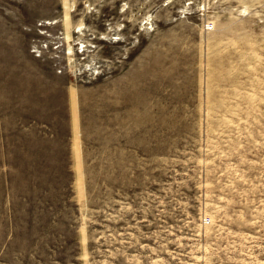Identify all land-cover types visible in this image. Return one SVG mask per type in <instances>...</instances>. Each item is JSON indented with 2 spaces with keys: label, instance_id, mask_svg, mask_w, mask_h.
I'll return each instance as SVG.
<instances>
[{
  "label": "rangeland",
  "instance_id": "rangeland-1",
  "mask_svg": "<svg viewBox=\"0 0 264 264\" xmlns=\"http://www.w3.org/2000/svg\"><path fill=\"white\" fill-rule=\"evenodd\" d=\"M0 264H264V0H0Z\"/></svg>",
  "mask_w": 264,
  "mask_h": 264
}]
</instances>
